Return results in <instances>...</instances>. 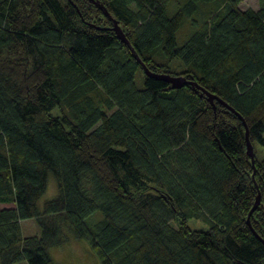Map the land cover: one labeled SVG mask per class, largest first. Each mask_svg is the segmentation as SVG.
Instances as JSON below:
<instances>
[{
  "label": "trees",
  "instance_id": "obj_1",
  "mask_svg": "<svg viewBox=\"0 0 264 264\" xmlns=\"http://www.w3.org/2000/svg\"><path fill=\"white\" fill-rule=\"evenodd\" d=\"M169 1L0 0V264H264V0Z\"/></svg>",
  "mask_w": 264,
  "mask_h": 264
},
{
  "label": "rangeland",
  "instance_id": "obj_2",
  "mask_svg": "<svg viewBox=\"0 0 264 264\" xmlns=\"http://www.w3.org/2000/svg\"><path fill=\"white\" fill-rule=\"evenodd\" d=\"M175 5L176 3L174 0L169 1L170 8L175 7ZM240 7L243 9H247V8L253 9L254 8L255 10H258L260 6L258 4V0H243ZM177 11H178L177 9L173 11L170 10L169 13L172 16ZM185 31H187L188 33L190 30L188 29V27H186ZM171 70L174 72L180 71L176 67H173ZM260 148L262 147L259 146V151H258L259 158L261 156H264V154L260 152ZM47 186H48L47 191L41 196V199L39 200V207H41L46 200H49L50 198L55 197V195L58 192L56 180L54 176L51 174L48 179ZM102 218H103V215H101L100 212H95L88 219V222L92 225V223L99 221ZM188 222H189V225L193 229H199V228L206 229L208 227V224L205 223L204 221H196L194 219H189ZM21 228L23 230V236L25 237L40 236L41 234V229L38 227L35 219H28L26 221H23L21 223ZM65 238H66V242L63 245H61L60 247H51V249H49L50 256L52 257L53 260H55L56 263L58 264H101L100 259L97 257V255L93 252L92 248L90 247L88 240L86 239L79 240L78 238H75L73 234L70 232L66 233ZM18 264H27V261H22Z\"/></svg>",
  "mask_w": 264,
  "mask_h": 264
},
{
  "label": "water",
  "instance_id": "obj_3",
  "mask_svg": "<svg viewBox=\"0 0 264 264\" xmlns=\"http://www.w3.org/2000/svg\"><path fill=\"white\" fill-rule=\"evenodd\" d=\"M113 23H114V27H113L114 32L116 31V34L119 35L120 39L123 42H125V44H128L129 48L131 49L132 53L136 56L139 63L142 64L144 71H145V74L148 75L149 78L152 77V78H155L157 80L161 79V80H163L169 84H172V87L175 89H181L182 86H184L186 84H190L192 87L196 88V90H198L202 93L203 92L206 93L207 96L211 99V101L214 99L217 100L219 103L226 106L232 113H235V115L236 114L238 115V117L241 119V121L243 122V124L245 125V128H246L247 153H248V155H250L252 166L255 168V166H254V157H255L254 147L249 140L248 128H247V124H245L243 116L240 113H238L237 111H235L228 103L224 102L219 96L208 92L206 89H204L200 85H198V83L188 81L183 75H181V76H174V75H169V74H160L159 75V74H156V73H153L152 71H150L146 67V65L143 63V61L140 59L139 55L136 54L134 47L132 46V44H130L129 40L127 39L125 34L122 32V29H121L119 23H117L116 20L115 21L113 20ZM252 176L255 177L254 174ZM260 201H261V197L258 196L257 201L253 205V207H252V209L248 215V224L250 226H251L250 217L252 215V212L255 211L257 209V207L259 206ZM263 243H264V240H263Z\"/></svg>",
  "mask_w": 264,
  "mask_h": 264
}]
</instances>
